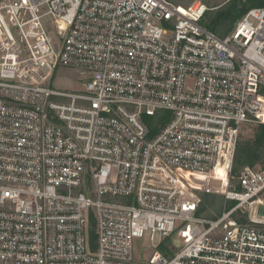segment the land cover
Returning a JSON list of instances; mask_svg holds the SVG:
<instances>
[{"label":"built area","instance_id":"2783aa9c","mask_svg":"<svg viewBox=\"0 0 264 264\" xmlns=\"http://www.w3.org/2000/svg\"><path fill=\"white\" fill-rule=\"evenodd\" d=\"M209 9L0 0V264H264V168L216 174L264 123V7L224 36ZM61 66L84 88H55ZM211 179L236 202L214 218Z\"/></svg>","mask_w":264,"mask_h":264},{"label":"rangeland","instance_id":"374dc122","mask_svg":"<svg viewBox=\"0 0 264 264\" xmlns=\"http://www.w3.org/2000/svg\"><path fill=\"white\" fill-rule=\"evenodd\" d=\"M176 1L181 4H189L197 0H176ZM201 1L205 2L209 6L210 12H216L219 8L227 6L226 4L229 3L231 0H201ZM241 1H245V0H241ZM235 24L236 22L233 23L232 25L233 27L226 34H229L233 30ZM82 83L83 82H82L81 70L78 68H71V67H66V66H61L59 68L56 74V77L54 78L52 82L55 88L62 89V90H70V91H76V90L83 89L84 86L82 85ZM260 124H264V123H252V124L244 125L240 135L244 133V139H250V138L254 139L255 131H256V128L254 126L260 125ZM258 166H262V165H258ZM236 176H237L236 173L232 171L231 175H229L228 178H226L225 184L222 182H218L214 179H211L209 184L205 185L204 188L198 189L201 199H202L201 205H200L201 215L214 218V217L220 216L226 208L235 206L236 203L226 200L224 194L218 193L215 189L218 190V187H220V184H224V186L228 187L229 180L231 181V187L237 185ZM208 180H209L208 177H201V178L199 177L198 182L206 184ZM261 198L264 201V193L261 194ZM214 202H216V205H213ZM254 210H255V213L263 216L259 211L260 204H256L254 206ZM135 244H136L135 246L136 258H139V256L141 255V252L144 250L147 256L150 255V252L152 250L150 248V244L148 241L137 239Z\"/></svg>","mask_w":264,"mask_h":264},{"label":"trees","instance_id":"16d2710c","mask_svg":"<svg viewBox=\"0 0 264 264\" xmlns=\"http://www.w3.org/2000/svg\"><path fill=\"white\" fill-rule=\"evenodd\" d=\"M226 5L216 12L208 11L204 21L209 29L220 36L228 33L233 23L237 22L250 8L264 7V0H231ZM254 127L256 128L254 139H244V133L240 135L233 166L236 175H239L246 165L264 168V124ZM213 205H216V202ZM235 217L243 224L252 223L248 214L242 210L236 212Z\"/></svg>","mask_w":264,"mask_h":264},{"label":"bare ground","instance_id":"6f19581e","mask_svg":"<svg viewBox=\"0 0 264 264\" xmlns=\"http://www.w3.org/2000/svg\"><path fill=\"white\" fill-rule=\"evenodd\" d=\"M216 174L219 175V177L222 179V181L225 182L226 180V172L225 171H222V170H217L216 171Z\"/></svg>","mask_w":264,"mask_h":264},{"label":"crops","instance_id":"0c3cea01","mask_svg":"<svg viewBox=\"0 0 264 264\" xmlns=\"http://www.w3.org/2000/svg\"><path fill=\"white\" fill-rule=\"evenodd\" d=\"M260 210L264 211V205H261V206H260ZM260 210H259V211H260ZM261 214L264 215V212H262Z\"/></svg>","mask_w":264,"mask_h":264},{"label":"water","instance_id":"95a60500","mask_svg":"<svg viewBox=\"0 0 264 264\" xmlns=\"http://www.w3.org/2000/svg\"><path fill=\"white\" fill-rule=\"evenodd\" d=\"M260 213H262V210H260Z\"/></svg>","mask_w":264,"mask_h":264}]
</instances>
